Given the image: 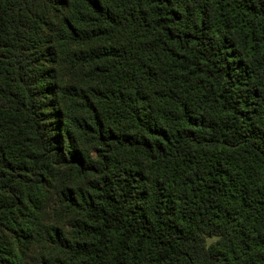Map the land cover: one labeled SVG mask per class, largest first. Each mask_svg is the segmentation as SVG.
Segmentation results:
<instances>
[{
    "label": "trees",
    "instance_id": "16d2710c",
    "mask_svg": "<svg viewBox=\"0 0 264 264\" xmlns=\"http://www.w3.org/2000/svg\"><path fill=\"white\" fill-rule=\"evenodd\" d=\"M0 264H264V0H0Z\"/></svg>",
    "mask_w": 264,
    "mask_h": 264
}]
</instances>
